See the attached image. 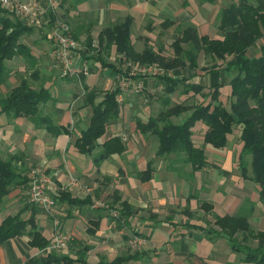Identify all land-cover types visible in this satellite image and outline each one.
<instances>
[{
  "label": "crops",
  "instance_id": "1",
  "mask_svg": "<svg viewBox=\"0 0 264 264\" xmlns=\"http://www.w3.org/2000/svg\"><path fill=\"white\" fill-rule=\"evenodd\" d=\"M27 1L42 8L47 5V0ZM236 1L58 0L56 9L46 12V15H51V18L62 15L84 47L82 38L90 34L94 44L99 45L100 32L115 21L119 11L129 9L127 15L134 20L136 14L133 10L136 12L138 7L143 8L149 13V27L154 33H161L166 20L172 22L165 29L164 40L160 43L151 41L156 50L162 46L169 50L170 35L177 31L178 37L180 25L193 24L201 34L210 35L208 29H218L216 21L220 9ZM78 16L84 18L78 20ZM158 20L159 25L155 23ZM44 28L38 26L22 37V42L31 50V57L18 55L6 60L10 75L7 82L0 85V99L23 79H28L34 88L47 89L50 97L39 107L44 124L37 126L25 116L14 118L2 112L0 105V157H13L23 174L31 165L43 166L56 182L55 191L62 189L69 176L73 175L78 185L65 189L69 195L84 199L93 194L106 201L108 207L93 209L90 203L77 206L67 200H56L54 208L47 212L32 206L28 189L17 186L0 202V222L22 211V218H35L36 228L50 240V245L39 249L29 245L28 234L16 236L0 245V264H31L29 260L46 256L50 250L58 255H69L72 259L87 251L86 258L92 264L128 253H138L139 258L127 264H242V257L233 251L227 237L209 233V229L219 227L214 224L215 218L208 215L202 206L205 201L211 203L212 213L220 216L245 212L250 214L251 224H260L263 228L259 230H264V204L259 200V186L241 177L234 162V151L228 147L215 149L207 145V165L194 174L191 164L177 160L170 164L174 154L157 157V135L150 131L147 134L140 132L137 121H148L151 116H156L163 109V101H137L135 92L130 90L119 102L118 119L108 124L105 134L99 139L104 143L120 135L127 149L122 154H113L97 167L91 155L79 152L75 142L90 124L92 107L86 97L88 92H96L97 101H100L105 91L118 85L120 55L113 45L104 57L115 65L114 68L105 67L96 58H86L93 68L90 76L80 80L63 77L59 63L51 57V30ZM222 72L208 74L206 83L209 86L223 83L220 79ZM170 74L186 77L191 76L192 71L178 69ZM139 81L144 82V91L151 94L163 90L160 85L155 86L158 80L151 75L136 77L135 82ZM185 116H173L172 121L181 123ZM49 123L65 130L60 133L51 130L47 126ZM200 126L193 128V140L198 147H203L207 127ZM199 127L201 143L194 138ZM208 153L214 156L210 157ZM150 163L152 177L142 180L139 173L145 171ZM251 205L253 210L250 213ZM114 211L118 215L115 216ZM66 222L68 228H60ZM61 233L71 234L73 239L66 247L52 248L54 237ZM134 235L141 237L143 242L133 244ZM237 235L243 238L245 233Z\"/></svg>",
  "mask_w": 264,
  "mask_h": 264
},
{
  "label": "trees",
  "instance_id": "2",
  "mask_svg": "<svg viewBox=\"0 0 264 264\" xmlns=\"http://www.w3.org/2000/svg\"><path fill=\"white\" fill-rule=\"evenodd\" d=\"M55 18H53V21ZM218 36L201 34L197 26L182 24L179 26V36L170 44L172 54H167L165 46L156 50L146 47L138 51L133 42V17L127 15L124 21L110 23L99 34V45H94L93 37L87 41V47L95 51L85 57L100 60L105 67L114 68L103 56L110 53L116 45V52L133 62L156 65L165 70L164 74L151 75L157 78L155 86L162 85L161 92L163 109L148 121L138 120L137 128L147 134L149 131L158 137L157 157L175 154L177 161L191 164L192 172L203 169L207 165L206 146L223 149L229 143V134L235 129L239 131V141L242 148L238 157V170L245 180H251L259 186V200L264 204V0H238L222 7L218 14ZM172 22L166 20L163 29ZM38 27L19 19L14 13L0 5V85L7 82L10 71L6 60L23 55L31 57V50L22 42L24 35L30 34ZM51 30V27H49ZM76 39L78 37L74 35ZM259 47V52L251 53V49ZM97 52V53H96ZM204 53L212 61L210 67L200 68V54ZM119 60V59H118ZM189 69L191 76H172L171 71ZM121 71V70H120ZM223 71L229 75V81L207 85L203 80L214 72ZM232 73V76H231ZM150 76V75H149ZM144 78V77H143ZM197 79L198 81H196ZM181 94H202L205 101L186 105V102L172 104L171 95L179 90ZM228 86L230 106L227 107L221 99L222 88ZM208 88L206 94L204 90ZM120 88L116 84L113 89L104 92L103 98L97 101V93L89 91L87 100L92 107L89 126L81 131L76 139V147L80 153L89 154L94 164L101 163L113 154H122L127 145L120 135H115L104 143L99 139L105 134L108 124L118 119L120 103L117 95ZM50 93L44 87L34 88L28 79H23L19 85L12 88L0 99L1 111L12 117H29L39 126L43 125L40 115V104L48 100ZM185 114L181 123H174L173 116ZM202 121L207 130L204 135L203 147H198L193 140V128ZM49 129L62 132L65 128L53 123ZM14 158L0 157V202L17 186L28 188L27 173L21 172L14 163ZM153 168L151 163L145 171L139 173L142 180L151 179ZM52 195L58 201H68L71 205L88 204L91 196L81 199L69 195L65 189L53 190ZM32 206H36L31 203ZM206 212L213 210V205L203 202ZM39 207V206H38ZM42 209V208H41ZM44 210V209H43ZM253 210L251 205L250 213ZM48 212V211H47ZM215 226L209 233L216 237L225 236L231 243L233 251L243 254L241 261L253 264H264V230H255L250 224V214L245 212L236 215L220 216L215 214ZM120 221V220H118ZM33 228L34 230H28ZM245 233L243 242H239L237 234ZM28 234L30 246L45 249L50 245L37 228L35 218H22V211L7 216L0 222V245L16 236ZM256 241L249 245L247 241ZM86 249V248H85ZM88 250V247L87 249ZM82 253L76 259L69 255H58L53 250L46 256L29 260L31 264H92ZM138 253L119 255L112 260L101 259L97 264H127L138 257Z\"/></svg>",
  "mask_w": 264,
  "mask_h": 264
},
{
  "label": "built area",
  "instance_id": "3",
  "mask_svg": "<svg viewBox=\"0 0 264 264\" xmlns=\"http://www.w3.org/2000/svg\"><path fill=\"white\" fill-rule=\"evenodd\" d=\"M0 5L10 10L25 23L40 25L41 16L46 15L48 11H54L58 5V0H47V5L44 8L26 0H0ZM50 36L52 40L51 57L59 63L63 77L80 80L82 77H88L93 73V68L85 57V53L87 56L90 55L89 49L83 47L74 37L72 26L68 22L64 20L55 21L51 27ZM94 45L98 46V44ZM117 67L119 70L118 87L120 88V93L116 98L118 102H122L124 93L130 90L140 93L146 89L143 81L135 82L136 77L165 73V70L161 67L133 62L124 57L123 54L119 57ZM159 88L162 89V85ZM27 176L29 178L27 188L29 201L50 212L56 205V199L52 195L53 189L56 188L55 180L41 165H31ZM76 185H78V180L71 175L67 179L65 186L61 188L67 189ZM90 196L93 209L108 207L106 201L97 198L93 194ZM114 215H118L116 211H114ZM72 239L73 236L71 234H57L54 237L52 248L61 249L66 247ZM142 242L143 239L141 237L133 236V244H141Z\"/></svg>",
  "mask_w": 264,
  "mask_h": 264
},
{
  "label": "rangeland",
  "instance_id": "4",
  "mask_svg": "<svg viewBox=\"0 0 264 264\" xmlns=\"http://www.w3.org/2000/svg\"><path fill=\"white\" fill-rule=\"evenodd\" d=\"M38 7H40V6L38 5ZM128 11H129V9H127V10L126 9H123L122 11H119L115 15V21H113V22H119V21L121 22V21H124V19L126 18L127 14H128ZM133 11L136 14V18L133 20V23H132V37H133L134 46H135V48L138 51H143L148 46L149 47H153V45L151 44V41H154V42L157 41V43L158 42L160 43V41L164 40L165 29L168 28L170 25L168 27L164 28V29L162 27V30H161V33L160 34L154 33L152 31L153 28L150 29V27H149V13L145 12V10L143 8H139V7L137 8V11L136 12H135V10H133ZM54 18H55V20L53 21V18H51V15H49V16H47V15L46 16H41V24L40 25H35V26L45 27L43 30H47V29H49L48 27H52L54 25L55 21H57V20H64V21L68 22L67 20H65L64 17H62V15L61 16H57L56 15V16H54ZM83 18H84V16L83 17L81 16V17H79L77 19L80 20V19H83ZM111 23H112V21H111ZM151 23H153V22H151ZM155 23L159 25L160 24V20H158V22H155ZM218 24H219V20L216 21V26L217 27H218ZM208 32H210V36H212V37H219L217 35L218 30H216V28L214 29L213 27H211V29H208ZM73 34H74V32H73ZM170 36L172 38L169 40V44H171V42L173 41V39L177 37V31H175L174 33H172V35H170ZM85 37L87 39H89V38L92 37V35L91 34H90V36H86L85 35ZM85 37L82 38V41L85 44L84 47L85 48H88ZM263 42H264L263 40L260 41V43H263ZM89 52H90V55H93L95 53V51L90 50V49H89ZM165 52L167 54H172L171 48L169 50L168 49L167 50L165 49ZM255 52H257V53L259 52V47L258 46L255 47V48H253V49H251V53L252 54H254ZM103 56H104V54H103ZM209 60H210V58L208 56H206L202 52L200 54V58H199L200 68H202V67H210L211 64H212V61H209ZM222 74L223 75L220 76V79L222 81L228 82L229 81V78H230L229 75L226 74V73H223V72H222ZM231 76H232V73H231ZM204 80H205L204 82L206 83V79H204ZM196 81H198V80L196 79ZM182 88L183 87L181 86L178 91H176L175 93H173L171 95L172 101H173L171 105H174L175 102L176 103L186 102V105H192V104H196V103L205 101V97L202 94H192L193 92H191L189 94H181L180 90H182ZM229 90H230V88H228V86H225L224 88H222V92H221V99H223L222 101L224 102V104L227 107L230 106ZM207 91H208V88H206L204 90V92H205L204 94H206ZM134 99L137 100V101L150 100L151 102H153V101L160 102V101H162L161 99H163V97H162L161 92H158V93L156 92V94H151L150 92H148L146 90V91H144L142 93H135L134 94ZM184 115L185 114H183L182 116H184ZM203 125L206 128V125L202 121H199V122L196 123L195 126L196 127L197 126L202 127ZM200 127H199V130H196L195 131V133H196L197 136L194 137L195 140H196V142H198V143H201L202 142V137L199 136V134H198V133H201ZM239 134L240 133H239V131L237 129H235L233 133L229 134V136H228L229 137V143L226 146V147H228L230 149L231 152L234 151V153H235L234 154V156H235L234 157L235 165H237V163H238V157H239V153H240L239 150H241V148H242V144H240V142H238L239 141ZM208 154H209L210 157L211 156H214V155H212V153H208ZM176 157H178V156H175V154L171 156V158H170L171 159V163L170 164L175 163L174 161L177 160ZM30 167L31 166H29V168ZM204 210H205V208H204ZM207 213H209L208 215H212L214 217V214L212 213V211H209ZM67 223L68 222L62 223L60 225V228H64L66 230L68 228L67 226H65V225H67ZM251 226L255 230H259L260 228H263L262 225H260V224L257 225L255 223H252ZM237 239L239 240V242L244 243L242 237H238V235H237ZM247 243L249 245H255L257 242L256 241H252L251 239H249L247 241ZM236 253H238V252H236ZM239 255L241 257H243V254H241V253H239ZM242 264H253V263H246V262H243L242 261Z\"/></svg>",
  "mask_w": 264,
  "mask_h": 264
}]
</instances>
